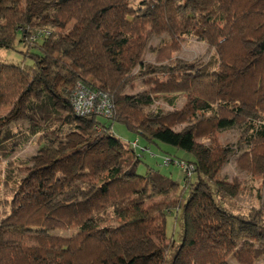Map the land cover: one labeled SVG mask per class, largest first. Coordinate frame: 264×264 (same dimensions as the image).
<instances>
[{
    "label": "trees",
    "instance_id": "obj_1",
    "mask_svg": "<svg viewBox=\"0 0 264 264\" xmlns=\"http://www.w3.org/2000/svg\"><path fill=\"white\" fill-rule=\"evenodd\" d=\"M17 2L0 0V48L15 49L21 43L33 64L0 58V123L5 120L2 107L29 96V124L0 132V264L260 260L264 210L240 213L229 206L240 190L234 181L220 177L228 151L215 134L249 123L248 148L236 164L243 171L263 173L264 0H142L139 9L131 0H54L55 6L41 15ZM181 6L187 7L182 14ZM45 19L61 30L46 29ZM40 30L50 34L33 40ZM154 34H167L169 39L157 47L167 58L180 50L187 35L206 42L215 53L206 62L156 67L144 59ZM138 78H146L152 89L128 94ZM79 82L109 94L113 117L101 121L97 114L73 112L71 93ZM37 84L44 91L41 98ZM159 94L172 106L180 95L186 101L179 110L160 109L149 116L145 108ZM190 121L189 127L175 130ZM117 122L143 138L141 151L125 148L113 132ZM75 130L87 133L90 145L103 143L104 149L86 147L30 171L27 160L13 157L35 137L47 148ZM201 137L209 142L198 141ZM150 145L188 154L178 158L165 152L170 164L184 163V183L143 160ZM83 184L91 186L84 197L55 204L60 195L80 191ZM173 194L170 202L148 204ZM171 214L181 218L179 242L171 239L157 249L127 256L130 243L169 238ZM244 224L252 229L240 228ZM73 228L69 237L47 232Z\"/></svg>",
    "mask_w": 264,
    "mask_h": 264
},
{
    "label": "rangeland",
    "instance_id": "obj_2",
    "mask_svg": "<svg viewBox=\"0 0 264 264\" xmlns=\"http://www.w3.org/2000/svg\"><path fill=\"white\" fill-rule=\"evenodd\" d=\"M142 0H131V5L135 9L141 7ZM179 3H182L183 0H177ZM184 3V2H183ZM15 5L19 7H29L31 11L36 15H41L45 11H48L50 8L55 6L54 0H19ZM186 6L180 7V13L182 14L186 10ZM141 12V11H140ZM43 26L48 30H61L58 26L55 25L51 20H43ZM70 27V26H68ZM167 34L162 36L154 34L148 40L144 59L147 63L165 67L173 65L174 63L178 64L180 67L186 66L188 63L192 62H206L208 61L215 50L210 48L208 44L194 35H187L179 51L171 55L170 58H167L165 53H160L157 51L158 45L163 41L168 40ZM25 47L23 44L18 43L15 49L0 48V58L8 63H18L22 65H31L33 64V59L29 56H26L24 53ZM35 49L33 50V52ZM168 59V60H167ZM155 77V76H154ZM151 77V78H154ZM146 78H138L134 82V88L127 90V93L130 95L140 94L146 90L152 89L153 85H148L145 82ZM37 89L39 91V97L41 98L44 91L41 89L40 85L37 84ZM157 100L154 104L145 108L146 113L149 116L154 115L160 109L166 112H173L182 108L186 101L184 95H180L174 106L168 104L163 98L162 94L156 96ZM29 100V96L26 95L17 105L5 106L1 108V114L4 116L5 120L3 123H0V132L4 127H10L17 129L21 126L26 127L29 124V118L27 115L26 104ZM209 115V114H208ZM202 117V116H201ZM99 120L106 121L107 118L99 115ZM193 122L190 121L186 124L177 126L175 130H183ZM251 131V126L249 123H240L234 127L219 130L216 132V140L222 144L227 149L228 162L223 166L220 171V177L226 178L228 181H234L239 187V193L233 198L230 202L228 201L229 206L234 209L236 212L240 213H249L252 208H263L264 210V171L261 174L252 173L250 171H243L237 167L236 161L242 155L244 151L248 148V136ZM113 132L117 135L124 143L126 149H130L134 141H139V146L137 147L139 151L142 150V145L146 144L141 136L130 131L125 125L121 123H114ZM198 141L202 143H208L209 139L201 137ZM92 139L88 136L87 133L83 131H74L68 134L63 135L59 140L53 145L47 146V148H40L42 145L39 144L37 137L33 138L30 143H28L23 148H18L13 153V157H20L28 161L27 169L28 171L35 168L46 167L56 159H60L71 152L82 150L86 147H92L93 151H100L104 149V144L100 145H90ZM168 153L181 158L182 156H188L186 152L182 150L175 149L171 146H167ZM161 151L155 145L149 146V151L144 153V161L150 163L151 166L160 170L163 174L168 175L174 178L181 183L185 182V169L182 168L184 165L182 162L178 163L177 161L174 164L166 165L164 159L166 158V153ZM145 162L141 164L139 172L145 171ZM91 188L88 184L82 185V190L80 191H71L64 195H60L55 204L67 202L74 198L84 197L86 192ZM175 195L171 196H157L148 202L149 205L158 204L161 202H170L174 199ZM232 203V204H231ZM179 216H182V212L179 213ZM176 215L171 214L167 218V235L169 238L157 239L153 238L147 241H140L130 243L126 246L127 256H131L136 253H144L161 247L163 244L168 243L171 239L177 243L180 240L182 222L181 218L175 219ZM241 225V222H238V225ZM237 225V226H238ZM244 227V228H243ZM244 230L252 229L251 226L247 224L240 226ZM76 229L56 231L48 230V234L59 235L63 237H69L74 233ZM258 242H256L257 244ZM173 264H182L179 259H175ZM224 264H239L237 260L230 257ZM255 264H264V256L258 260Z\"/></svg>",
    "mask_w": 264,
    "mask_h": 264
},
{
    "label": "built area",
    "instance_id": "obj_3",
    "mask_svg": "<svg viewBox=\"0 0 264 264\" xmlns=\"http://www.w3.org/2000/svg\"><path fill=\"white\" fill-rule=\"evenodd\" d=\"M48 34H50L49 31L40 30L34 35L33 40L42 39ZM71 102L73 112L79 116L97 114L111 118L114 114V106L109 94L101 89H91L82 82L77 83L73 88ZM131 146L137 148L139 141H134ZM164 163L170 164L171 159L166 157ZM182 168H184V165H182Z\"/></svg>",
    "mask_w": 264,
    "mask_h": 264
},
{
    "label": "crops",
    "instance_id": "obj_4",
    "mask_svg": "<svg viewBox=\"0 0 264 264\" xmlns=\"http://www.w3.org/2000/svg\"><path fill=\"white\" fill-rule=\"evenodd\" d=\"M36 138V137H35ZM40 144V143H39ZM41 148V147H40Z\"/></svg>",
    "mask_w": 264,
    "mask_h": 264
}]
</instances>
